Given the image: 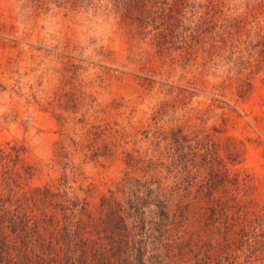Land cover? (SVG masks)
I'll list each match as a JSON object with an SVG mask.
<instances>
[{
    "label": "rangeland",
    "instance_id": "374dc122",
    "mask_svg": "<svg viewBox=\"0 0 264 264\" xmlns=\"http://www.w3.org/2000/svg\"><path fill=\"white\" fill-rule=\"evenodd\" d=\"M169 2L0 0V193L136 189L162 263L264 264V0Z\"/></svg>",
    "mask_w": 264,
    "mask_h": 264
},
{
    "label": "trees",
    "instance_id": "16d2710c",
    "mask_svg": "<svg viewBox=\"0 0 264 264\" xmlns=\"http://www.w3.org/2000/svg\"><path fill=\"white\" fill-rule=\"evenodd\" d=\"M102 1L109 3L107 9L115 14L135 8V20L145 24L147 16L164 11L171 0H65L74 2L76 9L92 8ZM161 38L164 45L171 42L166 35ZM10 154L12 151L0 148V162ZM2 184L8 182L0 173ZM136 187L144 191L143 186ZM120 194V198L110 190L101 194L96 212L90 213L77 199L47 187H33L16 195L0 193V264H164L156 246L171 244L162 235L154 237L144 229L147 205L142 196H147L146 192L141 195L136 189L123 188ZM147 204L157 208L159 219L166 220L160 201ZM154 231L160 233V227ZM174 245L178 248L166 258L174 256L186 262L180 244ZM190 254L193 263L200 264L202 256Z\"/></svg>",
    "mask_w": 264,
    "mask_h": 264
}]
</instances>
